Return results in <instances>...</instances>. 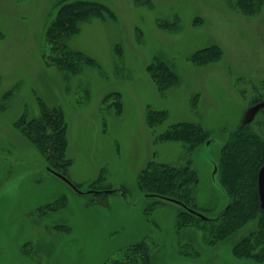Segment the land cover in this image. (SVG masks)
<instances>
[{"label": "rangeland", "instance_id": "obj_1", "mask_svg": "<svg viewBox=\"0 0 264 264\" xmlns=\"http://www.w3.org/2000/svg\"><path fill=\"white\" fill-rule=\"evenodd\" d=\"M98 1L115 19L93 17L66 39L97 65L77 57L65 69L46 35L63 0H0V98L11 92L0 112V264H105L137 244L150 264H264L234 251L258 218L208 238L206 222L178 226L180 205L157 203L139 183L151 162L190 164L196 211L217 218L226 208L217 172L224 144L247 124L264 138V0ZM213 45L218 60L192 59ZM160 62L177 74L161 90L148 71ZM42 103L64 112L66 176L79 190L15 126L39 117ZM162 112L152 125L149 114ZM181 122L201 125L209 139L194 149L160 139Z\"/></svg>", "mask_w": 264, "mask_h": 264}, {"label": "trees", "instance_id": "obj_2", "mask_svg": "<svg viewBox=\"0 0 264 264\" xmlns=\"http://www.w3.org/2000/svg\"><path fill=\"white\" fill-rule=\"evenodd\" d=\"M247 1V0H246ZM255 0H249L255 3ZM231 7H237L244 0H227ZM55 17L47 26V39L52 44V61L65 69L72 68L73 61L81 57L87 64L97 65L91 56L74 51L66 41L72 33L78 32L80 26L93 17L105 21L108 17L115 19V14L108 5L98 0H63ZM119 46H117L118 51ZM57 49L62 50L59 53ZM57 51L58 54L54 52ZM119 52V51H118ZM221 50L216 45L198 50L192 59L205 64L216 61ZM153 80L159 89H164L177 82V74L165 62L151 64L148 67ZM8 92L0 98V112L5 109ZM119 96V93H116ZM109 95L106 96V98ZM121 104V103H120ZM44 108L42 114L34 119L22 116L15 126L27 137L43 155L50 168L67 175L71 161L66 160L68 146L67 123L61 108ZM121 108V107H120ZM166 116L162 112L157 116L149 114V121L161 123ZM157 117V118H156ZM156 118V119H155ZM164 141H183L194 149L209 139L203 127L194 122H181L171 126L160 136ZM264 165V138L250 124L235 130L224 144L218 162L217 172L220 182L229 197V203L223 212L212 219H201L188 208H196L194 188L198 183V174L189 164L181 167L168 164L150 163L139 175L140 187L143 191L155 196L157 203L176 200L182 202L178 216V226L201 219L206 222L205 231L208 238L223 239L241 228L253 218H258V229L243 238L234 246L239 257L264 259V210L259 194V171ZM187 219V220H185ZM209 226L207 227V225ZM145 244L128 247L121 257L105 264H150V256Z\"/></svg>", "mask_w": 264, "mask_h": 264}, {"label": "water", "instance_id": "obj_3", "mask_svg": "<svg viewBox=\"0 0 264 264\" xmlns=\"http://www.w3.org/2000/svg\"><path fill=\"white\" fill-rule=\"evenodd\" d=\"M259 107L260 106H257L255 108V110L258 109ZM49 169L52 172H54L58 177H60L62 180H64L65 182H67L69 185H71L73 188H75L76 190H79L78 187L66 175L62 174L61 172L55 171V170L51 169L50 167H49ZM259 194H260V199H261V206H262V208L264 210V165L261 167V169L259 171ZM168 200H170V199H168ZM171 201H174V202L179 203V201H176L174 199L171 200ZM180 204L182 205L183 203L180 202ZM189 210L191 212H196L202 218H207L206 216L198 213L196 210H194L192 208H189Z\"/></svg>", "mask_w": 264, "mask_h": 264}, {"label": "flooded vegetation", "instance_id": "obj_4", "mask_svg": "<svg viewBox=\"0 0 264 264\" xmlns=\"http://www.w3.org/2000/svg\"><path fill=\"white\" fill-rule=\"evenodd\" d=\"M218 169V168H217ZM170 201V200H169ZM180 205V204H179ZM189 210V209H188ZM194 210H196V208H194ZM198 212V211H197ZM193 214H195L197 217L201 218V219H204V220H207V219H212V218H202L200 217L196 212H192ZM199 213V212H198ZM201 214V213H200Z\"/></svg>", "mask_w": 264, "mask_h": 264}]
</instances>
